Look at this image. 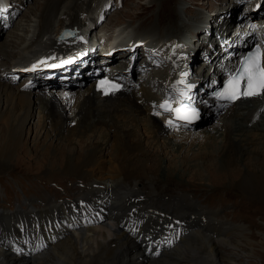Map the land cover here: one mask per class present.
Wrapping results in <instances>:
<instances>
[{
	"label": "bare ground",
	"instance_id": "1",
	"mask_svg": "<svg viewBox=\"0 0 264 264\" xmlns=\"http://www.w3.org/2000/svg\"><path fill=\"white\" fill-rule=\"evenodd\" d=\"M54 2L47 5L38 25V30L50 38L60 35L65 26L77 24L78 30L81 26L80 12L94 3L93 0ZM61 8L66 11L62 18L55 21ZM256 15L260 18L240 25L242 30H236L231 37L239 51L247 41L257 39L249 24L264 20V8ZM64 17L68 20H62ZM172 31L167 30V33ZM79 34L87 41L88 35L94 37L92 32ZM143 34L149 36L140 46L150 44L153 41L150 37L159 35L162 39H170L173 35H165L164 32L158 34L153 27ZM233 43H229L228 47ZM189 45L181 40L178 44L182 48ZM239 51L232 50L230 52L233 54L227 53L220 59L216 77L223 75V79L237 67L239 59L236 53ZM0 54L7 55L3 52ZM100 62L102 65L106 63L104 59ZM152 63L159 65L158 61ZM112 67L116 68L115 65ZM169 67L165 83H175L176 79L177 83H181L182 77H185L184 68L173 64ZM85 70L81 69L79 74H84ZM62 85L52 91L43 88L26 91L19 85L12 86L8 81H0V104L2 102L5 106L4 110L0 109V118L7 115L11 122V113L16 110V123L10 124L5 145L16 140V137L20 138L25 123L33 114H29L32 109L39 110L41 131H45L47 137L50 135L53 140L60 139L63 131H67L63 138L71 143L88 132L94 137L82 148V152L69 154L62 169L46 173L49 174V182L56 176L65 175L63 177L67 178L60 182L64 187L69 182L80 184L76 187L77 193L70 194L69 190H66L68 194L59 193L50 184L48 188L53 191L28 197L19 203L20 209L13 213L0 211V264H239L235 262L239 257H248L249 260L255 254V249L240 241L239 237L246 231L244 227L224 224L212 212L201 210L196 202L173 193V190L179 188L172 186V190L160 192L121 174H133L135 170L129 166L139 160L138 167L142 174H147V162H153L159 176L167 175V166L163 165L164 151L181 154L186 151L187 162L204 155L209 157L211 151L217 152L216 155L225 161L234 160L251 150L254 155H262L264 158V94L232 102V106L216 125L203 132L209 140L202 142L203 134L195 135L201 143L188 149L187 140L193 133L175 130L151 114L150 108L158 102L155 90L161 92L160 81L143 85L141 95L129 91L125 86L118 92L103 96L96 88V79L76 91L62 89ZM182 93L175 99L186 98ZM186 93L191 97V100L186 98L187 101L197 106L203 102V94L195 91ZM100 127H103L102 131ZM143 136L147 139H143ZM110 143H113L115 150L107 160L100 154L105 153ZM260 145L263 148L260 149ZM195 150H198L197 157L188 158ZM131 151L138 153L129 155ZM105 159L110 163L107 168L104 165ZM38 178L37 181L43 183V179ZM145 230L149 232L148 238L143 234ZM24 233L34 243L45 237L43 244L35 249L19 251L17 248L24 250L28 243L26 240L20 241ZM163 235H175L176 241L173 242L170 237L165 239ZM230 237H236L237 240ZM198 241H202L201 248L206 251H199L201 248L197 246ZM153 248H156L155 252ZM228 248L232 251H226Z\"/></svg>",
	"mask_w": 264,
	"mask_h": 264
},
{
	"label": "rangeland",
	"instance_id": "2",
	"mask_svg": "<svg viewBox=\"0 0 264 264\" xmlns=\"http://www.w3.org/2000/svg\"><path fill=\"white\" fill-rule=\"evenodd\" d=\"M54 1L0 0V9H5L0 11V53L7 54L6 56L0 54V81H8L12 86L19 85L26 91L42 90V88L52 91L61 84H63L62 89L76 91L88 86L95 79L90 78V75L97 69L104 70L103 66H105L110 67L116 75L124 78L125 86L129 91L141 95L143 80L139 76L147 80L149 71L146 68L151 64L155 66L152 62L158 61L159 66H163L165 71H167V66L172 64L183 67L185 77H182L181 83H177V79L175 83L166 81L167 84L160 81L162 83L160 89L164 96H169L171 99L180 97V93L188 91L203 94V102L198 106L194 104L200 108V119L182 122L180 128H174L178 131L181 129L184 133L186 131L190 134L193 133V136L187 140L188 149L196 143H201V140L202 142L208 141L209 137L203 132L216 125L232 106L233 103L221 105L213 96L215 82L222 80L223 76L216 77L217 68L220 59H223L227 53L233 54L230 52L232 50L239 51L234 46V39H231L234 32L242 30L240 25L260 18L256 14L264 8V0H102L101 4L100 0H93L94 3H90L80 12L81 26L78 30L66 38L64 34L50 38L38 30V25L41 18L44 17L43 13L46 11L47 5L55 3ZM105 5L108 6L102 12V7ZM65 11L61 8L55 21L62 18ZM85 13L86 19L83 17ZM101 14H103L102 18H100ZM62 20L67 21L68 19L64 17ZM118 26L121 27L116 29L117 31L112 30ZM151 27L158 34L164 32L165 35L169 33L173 35L170 39H162L159 35L150 37L153 40L150 44L157 42V45H153L154 49L143 45L134 49L130 46L126 50L119 49L110 52L111 40L116 41L117 38L132 35L135 39L138 38L135 41H141L148 38L149 35L143 33L150 30ZM167 30L173 31L167 33ZM84 31L92 32L94 37L90 38L88 35L89 40L87 41L82 36L84 39V43H82L75 37ZM100 32L102 35L98 37ZM230 39L231 41H229ZM180 40L190 45L186 48L179 47ZM252 40L247 41L246 45L249 46ZM135 41L133 40L131 44ZM174 43L176 45L171 51L170 45ZM229 43H233L230 48L232 46L234 48L230 49ZM182 44L185 46L184 43ZM112 45L115 46L114 43ZM52 48L53 50L47 53L43 59L52 53L54 54L53 58L42 61L36 69L30 68L32 64H35L31 60L40 58L42 53L49 52L47 50ZM179 50L184 53L180 54ZM241 51L242 49L239 53ZM239 53H236L237 58ZM63 57L68 58L63 62L59 61ZM72 57H74L73 61L66 63ZM101 59L105 60V65H102V62L99 64ZM53 62L57 63L58 67H50ZM114 65L116 68L112 67ZM28 67L29 69H27ZM81 69H86L84 71L86 75L85 73L79 74ZM88 69H91L92 72ZM116 69L119 71L116 72ZM87 70L88 72H86ZM168 75L169 70L167 74L165 72L164 78ZM184 78L186 81H183ZM189 85H193V87L189 88ZM0 109H5L2 102ZM31 113L33 114L31 115ZM15 114L16 110L11 113V122L7 115L0 118V211L10 214L20 209L19 203L28 197L32 195L35 197L36 193L53 191L49 190L52 184L53 189L59 193L68 194L66 190H69L70 194H75L76 187L80 184L69 182L64 187L60 182L67 178L63 177L65 175L56 176L51 180L52 182L50 181L51 183L47 176L52 172L51 170L62 169L69 154L74 155L73 152L77 154L82 152V148L94 139L91 137L92 133L88 132L83 137H77L74 143H71L63 138L67 133V131H63L60 139L53 140L50 135L47 137L45 131H41V119L38 120L39 110L32 109L29 111L31 117L25 123L20 138L16 137V140L5 145L4 141L6 137L8 138L10 124L15 125L16 123ZM102 129L103 127H100L99 130L102 131ZM200 134H203V137L198 141L199 138L195 135ZM142 138L147 139L146 136ZM143 142L146 145V141L143 140ZM253 143L258 144V142ZM259 148H263L262 145ZM114 150L113 143H110L105 153L102 152L100 155L109 160ZM134 152L136 151H131L129 155ZM185 153L186 151L183 153L184 156L180 152L164 151L162 153L163 165L167 166L166 170H168L167 175L159 176L158 168L153 162H147L148 167L145 170L147 174H142L138 167L139 160L129 166L130 169L134 168L133 174L122 173L121 175L138 184L145 183L150 189L156 188L160 192L172 190L170 189L172 186L177 187L179 189L173 190V193L196 202L201 210L212 212L224 224L244 227L246 231L242 237H239L240 241L255 249V254H252L249 260H247L248 257H239L240 259H236L235 262L264 264L263 156L254 155L251 150L249 153L237 156L234 160L225 161L216 155L217 152L211 151L210 158L204 155L205 157H198L187 162ZM197 154L198 150H195L193 154H189L188 158H195ZM106 159L104 165L107 168L110 163ZM38 177L43 179V183L37 181ZM158 177L159 179H157ZM164 194L169 195L167 192ZM97 213L102 214V212ZM196 226L199 227V225ZM180 231L182 232L183 228ZM163 237L165 239L170 237V240L176 241L175 235H163ZM44 238L41 237L40 241L34 243L33 239L28 238L24 233V236L20 237V241L26 240L28 243L24 246V250L17 249L28 251V248H38L43 244ZM234 238L236 237H230L234 241L237 240ZM197 243L198 247H203L202 241ZM199 251L206 250L201 248ZM226 251H232V249L228 248ZM184 262L185 260L181 263Z\"/></svg>",
	"mask_w": 264,
	"mask_h": 264
},
{
	"label": "snow or ice",
	"instance_id": "3",
	"mask_svg": "<svg viewBox=\"0 0 264 264\" xmlns=\"http://www.w3.org/2000/svg\"><path fill=\"white\" fill-rule=\"evenodd\" d=\"M4 10L0 9V11ZM66 63H71V61H66ZM50 67H58V65H50ZM106 83L110 85L112 91L121 87L119 84L101 81V85ZM191 87L193 85H189V88ZM260 94H264V50L256 47L254 52L243 58L236 74L232 75L223 88L214 93V96L221 100L235 101L241 96L250 97ZM182 95L191 100V97L186 92L182 93ZM160 108L175 113L177 119L189 122L198 119L200 115L196 109L190 108L188 104L184 103H181L179 107L173 108L168 101H165L160 105ZM156 115H160V113H156ZM173 123L172 120L168 121L170 126H173Z\"/></svg>",
	"mask_w": 264,
	"mask_h": 264
},
{
	"label": "water",
	"instance_id": "4",
	"mask_svg": "<svg viewBox=\"0 0 264 264\" xmlns=\"http://www.w3.org/2000/svg\"><path fill=\"white\" fill-rule=\"evenodd\" d=\"M75 30H77V26H74V28H71L70 30H66V32H69V34L71 35ZM219 89H222V85L219 84Z\"/></svg>",
	"mask_w": 264,
	"mask_h": 264
}]
</instances>
